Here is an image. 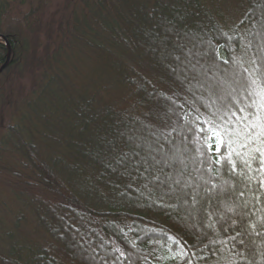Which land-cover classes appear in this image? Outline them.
Masks as SVG:
<instances>
[{
    "label": "trees",
    "instance_id": "obj_1",
    "mask_svg": "<svg viewBox=\"0 0 264 264\" xmlns=\"http://www.w3.org/2000/svg\"><path fill=\"white\" fill-rule=\"evenodd\" d=\"M258 1L65 0L49 13L50 0H0V211L3 194L19 204L0 264H264V177L213 163L200 131L235 126L264 89ZM143 25L198 40L204 63L242 81L233 102L194 94ZM130 120L162 151L186 148L173 192L177 167L129 157Z\"/></svg>",
    "mask_w": 264,
    "mask_h": 264
},
{
    "label": "rangeland",
    "instance_id": "obj_2",
    "mask_svg": "<svg viewBox=\"0 0 264 264\" xmlns=\"http://www.w3.org/2000/svg\"><path fill=\"white\" fill-rule=\"evenodd\" d=\"M64 2L65 0H50L48 12L53 13L54 11L60 9ZM258 2L261 3L258 6H262L261 11L263 12L261 13V20L259 22L260 31L258 33V42H256V44L258 45L261 57L264 60V0H259ZM258 11H260V9H258ZM258 11L257 14H259ZM139 26L142 27V24H139L138 27ZM143 28V31H140V35L144 37V39H147V43L149 44L148 48L153 49V47L156 46L154 50H152L155 57V53H159L158 58L162 57L160 58L161 60H166V62L163 61V64L169 70H173V74L175 73L176 77L183 79L187 84L190 83V86L193 87L192 89H194V94L200 95L201 91V95H210V97L214 96L216 101L230 99L231 102H233L234 93L238 91L241 85H243L242 81H240V79H235L236 77L231 76L230 74L228 77L226 75L224 76L223 72L212 70L207 62L204 63L203 57H205L204 55L206 51L199 50L197 48L198 40L190 39L188 41L182 42L183 40L178 38L180 34V32L177 33L178 29L173 30L172 32L166 26L165 30L161 29L160 32L162 33L164 31L166 33H172V38L169 42L170 34H167L166 36L163 35V37L158 38L155 37L154 34H150V32L147 30V26L143 25ZM164 40L165 43L167 41V45L163 44ZM152 41L155 43L154 46L153 43H151ZM173 49H177L179 52L175 53L173 52ZM222 76L224 77L222 78ZM132 122L133 121L130 120V124H127V133L126 135L124 133L122 136L124 141L134 143V149L131 148L129 157L133 156L135 162H138V164H140V162L143 160L146 161L147 159L148 161L143 163L147 164L148 166L153 163H158L161 167L166 169L169 166L177 167V169L172 172L174 177L171 181H169L168 184L169 191L173 192L174 189H172L171 183L173 185L182 183L181 181L183 180V175L189 165V161L187 158H185L187 156L184 155V153L187 151L186 148L177 149L175 146L174 151H170V149L162 151L161 148L155 144L153 135H151L142 125ZM118 133L121 134V130H119ZM101 141L103 142V140H100V142ZM116 152L106 156L118 163L119 155L118 152ZM101 154L103 155L102 162L105 164V153L102 152ZM186 184H189V182L187 181ZM180 188L184 189V186H181ZM8 194H3L1 197L5 206L2 207V210L0 211V243L5 241V234L10 229L11 223L14 219V214L12 212L15 211L17 214L19 210V204L12 202V198L9 197L10 194ZM30 229L31 226L28 223H24L22 225L21 232L26 234V232ZM15 239L18 238L16 237Z\"/></svg>",
    "mask_w": 264,
    "mask_h": 264
},
{
    "label": "snow or ice",
    "instance_id": "obj_3",
    "mask_svg": "<svg viewBox=\"0 0 264 264\" xmlns=\"http://www.w3.org/2000/svg\"><path fill=\"white\" fill-rule=\"evenodd\" d=\"M248 95L257 99H253L248 105H241L238 108L239 115L237 112L230 114L235 118V126L227 118L219 123L202 121L201 123H207L210 127L207 130L201 128L200 131L206 132L202 139L208 150L216 153L217 159L213 163L220 164L222 168L230 166L234 175L242 174L241 164L251 171L252 164L256 163L257 171L264 177V89H254ZM253 144L256 147H252ZM260 183L264 188V179Z\"/></svg>",
    "mask_w": 264,
    "mask_h": 264
},
{
    "label": "water",
    "instance_id": "obj_4",
    "mask_svg": "<svg viewBox=\"0 0 264 264\" xmlns=\"http://www.w3.org/2000/svg\"><path fill=\"white\" fill-rule=\"evenodd\" d=\"M9 52H8V54H7V61H8V59H9ZM5 66H6V63L0 68V72L5 68Z\"/></svg>",
    "mask_w": 264,
    "mask_h": 264
}]
</instances>
